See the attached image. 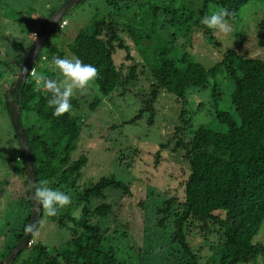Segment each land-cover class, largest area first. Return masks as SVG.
<instances>
[{
    "label": "rangeland",
    "instance_id": "1",
    "mask_svg": "<svg viewBox=\"0 0 264 264\" xmlns=\"http://www.w3.org/2000/svg\"><path fill=\"white\" fill-rule=\"evenodd\" d=\"M64 1L0 0V255L5 252V246L13 242V234L27 214V207L22 202L27 189L24 173L20 170L22 157L13 137L4 92L11 87L15 63L23 61L40 24ZM201 4L202 0H79L59 18L65 24L60 26L57 21L49 30L38 51V60L34 62L38 74H43L45 69L58 78L59 72L47 57L51 51L48 45L71 58L67 44L76 31L89 30L92 21L100 18L116 22L118 35L127 46V50L115 49L112 54L122 79H127L125 82L106 95L101 94L94 83L86 95L74 96L78 107L71 114L79 120L80 135L70 154L71 158L85 157L79 184L107 175L127 184V193L106 189L105 200L110 205V212L105 218L89 217V221L96 222L106 232L105 235L116 230L115 237L104 245L125 264H143L142 259L146 256L154 261L173 259L179 262L181 259L180 252L169 239L171 218L159 226L161 215L156 212L165 199L174 197L180 201L183 195L187 165L183 151L172 149L174 128L181 126L179 136L185 140L198 125L224 131V123L214 117L215 110L227 111L236 118L229 100L231 85L222 69L209 77L205 87L189 90L184 105L176 101L173 94L159 90L151 103L152 114L146 110L139 112L145 107L144 101L150 95L153 82L148 63L162 50L165 52L159 55L165 58L177 59L186 53L189 59L205 67L220 61L230 49L245 57L264 60V48L258 47L255 41L256 24L264 17V0H247L241 5L235 16L227 21L231 27L228 33L193 26L184 30L177 27L181 29L179 31L167 24L169 15L161 9L168 6L189 10L197 9ZM153 5L160 8L151 20L150 6ZM206 6L207 15L218 10L213 1ZM126 26L137 27L141 36L147 33L148 37L133 41ZM31 80L35 81L32 76L28 77V81ZM212 87L220 93L211 96ZM34 89H37L35 82ZM214 97L217 98L215 101ZM93 100L97 104L90 107L89 102ZM19 116L24 127L41 125L32 110L21 111ZM159 143L164 146L160 147ZM67 194L72 203L60 209L57 215L48 216L41 208L39 224L30 239L31 246L41 244L49 255L60 252L70 231L76 229L73 220L66 216L78 218L81 205L74 200V190ZM214 213L222 216L221 211ZM59 218L62 224H59ZM216 230L217 227L208 225L207 230L194 227L186 233V241L201 264L219 243ZM250 241L264 244V214ZM31 246L28 244L20 251L14 264H25L30 260L34 252ZM260 257L257 256L252 264H261Z\"/></svg>",
    "mask_w": 264,
    "mask_h": 264
},
{
    "label": "trees",
    "instance_id": "2",
    "mask_svg": "<svg viewBox=\"0 0 264 264\" xmlns=\"http://www.w3.org/2000/svg\"><path fill=\"white\" fill-rule=\"evenodd\" d=\"M210 1L217 4L218 10L226 9L230 13L226 17L228 21L247 0H202L201 6L197 9L180 10L168 6L161 9L169 15L167 19L169 26L181 27L182 30L193 26L208 31L200 21L208 14L206 5ZM158 8L160 7L157 5L150 6L151 20L155 18ZM61 20H58L59 24ZM42 25L43 22L40 28ZM126 31L133 41L148 37L147 33L141 36L137 27L126 26ZM255 41L258 47L264 48V17L256 24ZM32 44L33 42L27 48ZM48 47L51 51L47 57L51 64L53 57L65 58L62 51L50 45ZM67 49L72 56L98 68L99 77L95 84L101 94L110 93L118 84L127 80L122 79L121 72L112 58L115 49L127 50L122 37L118 35L116 22L104 18L92 21L89 30L76 31L67 44ZM163 52L165 51H159L148 63L153 82L150 85V95L144 101L145 107L139 112L146 110L152 114L151 103L159 90L173 94L176 101L184 105L185 95L189 90L205 87L209 77L222 69L231 85L229 100L236 118L227 111L215 110L214 117L224 123L225 130L216 131L198 125L185 140L179 136L181 126L174 128L171 136L172 149L183 151L187 165L183 195L180 201H176L174 197L165 199L156 212L161 215L159 226L171 218L168 225L169 239L173 246L177 247L181 259L179 262L172 261L173 259L154 261L150 256H146V259H142L143 264H201L185 236L194 227L203 231L207 230L208 225L217 227L215 232L219 233L220 239L216 249L204 264H252L257 256H261V264H264V244L250 241L264 214V60L245 57L230 49L222 55L220 61L205 67L189 59L186 53L177 59H171L159 55ZM37 60L38 52L31 66L35 67L34 62ZM47 71L44 69L43 75L57 79L55 74ZM130 72L131 70L128 73ZM28 77L30 76L27 74L21 86L18 111L20 115L21 111L32 110L41 122V125L29 124L24 127L19 116L35 173L34 184L47 181L51 182L53 189L58 188L66 193L74 190V200L81 206L78 218L63 215L73 220L76 229L70 231L60 252L56 251L49 255L43 245L31 246V234L26 245L29 244L34 252L25 264H125L115 252L104 245L112 236L115 237L116 230L105 235L106 232L101 230L96 222L89 221V217L105 218L110 212V205L105 200L106 189L127 193V184L112 175L100 176L93 182H84L85 184L78 183L85 157L78 155L71 158L70 154L75 150L80 135L79 120L71 113L55 117L54 109L47 103L50 94L42 88L34 89L35 81H28ZM18 88L12 92L15 101ZM8 90L7 88L4 92L6 109ZM219 93L216 87L210 90L211 96ZM216 99L214 97V101ZM71 103L72 110L78 107V100L75 97ZM96 104V100L89 102L90 107ZM13 137L17 141L14 132ZM159 146L162 147L164 144L159 143ZM20 160V170L24 173L23 181L27 186L24 161L22 158ZM22 202L27 207V214L19 229L14 232L13 242L5 246V252L1 253L0 264L23 235L29 220L31 205L27 189ZM214 211H221L222 216L215 214ZM58 222L63 223L60 218ZM38 224L39 218L35 228ZM19 254L20 252L10 264L15 263Z\"/></svg>",
    "mask_w": 264,
    "mask_h": 264
},
{
    "label": "clouds",
    "instance_id": "3",
    "mask_svg": "<svg viewBox=\"0 0 264 264\" xmlns=\"http://www.w3.org/2000/svg\"><path fill=\"white\" fill-rule=\"evenodd\" d=\"M229 15L230 13L226 9H220L212 12L211 15H205L200 23L208 29L228 33L231 31V27L226 20ZM53 64L55 70L60 74L57 79L38 74L35 69L32 70L31 75L37 88H42L50 94L47 103L54 109L53 115L59 118L66 113H71V100L75 95L87 94L89 88L98 79L99 70L75 56L71 58L53 57ZM31 191L35 204L41 206L48 216L57 215L60 209L72 203L69 194L49 187L47 181L31 185ZM26 231L33 233L34 227L29 225L26 227Z\"/></svg>",
    "mask_w": 264,
    "mask_h": 264
},
{
    "label": "water",
    "instance_id": "4",
    "mask_svg": "<svg viewBox=\"0 0 264 264\" xmlns=\"http://www.w3.org/2000/svg\"><path fill=\"white\" fill-rule=\"evenodd\" d=\"M79 0H65L57 9L52 13V15L43 23L42 27L40 28L39 32L37 33L32 46L27 51L23 61L17 64L14 74V81L11 87L9 88L6 94V100L8 103V111H9V120L12 127L14 134L17 137L19 151L21 157L24 161L25 167V174L27 178V190H28V199L30 203V213H29V220L27 222V226L31 225L35 229V224L41 214V206L35 204L32 199V191L31 185L34 184L35 173L31 163V158L29 154V149L27 146L26 137L21 129L19 123V101H20V91L21 86L24 84L27 76L28 69L34 57L36 56L37 52L43 45L46 37L48 36L49 30L53 27V25L59 20L62 14L72 5H74ZM27 70V71H25ZM18 88V96L17 100L15 101L12 98V92L14 89ZM32 233L26 231L23 232V235L20 239L15 243V245L9 250V252L5 255L1 264H10L13 258L23 249L27 248L28 238Z\"/></svg>",
    "mask_w": 264,
    "mask_h": 264
},
{
    "label": "built area",
    "instance_id": "5",
    "mask_svg": "<svg viewBox=\"0 0 264 264\" xmlns=\"http://www.w3.org/2000/svg\"><path fill=\"white\" fill-rule=\"evenodd\" d=\"M64 24H65V21H64V20H61L59 25L61 26V25H64ZM33 34H34V33H33ZM33 69H35V67L31 66V64H30V67H29L28 72H27V74H28L29 76H32V75H31V72H32ZM29 243H30V242H29Z\"/></svg>",
    "mask_w": 264,
    "mask_h": 264
},
{
    "label": "flooded vegetation",
    "instance_id": "6",
    "mask_svg": "<svg viewBox=\"0 0 264 264\" xmlns=\"http://www.w3.org/2000/svg\"><path fill=\"white\" fill-rule=\"evenodd\" d=\"M17 64H18V62H17V63H15V66H14V67H15V71L17 70V68H16ZM14 74H15V73H14Z\"/></svg>",
    "mask_w": 264,
    "mask_h": 264
},
{
    "label": "crops",
    "instance_id": "7",
    "mask_svg": "<svg viewBox=\"0 0 264 264\" xmlns=\"http://www.w3.org/2000/svg\"><path fill=\"white\" fill-rule=\"evenodd\" d=\"M33 33V32H32Z\"/></svg>",
    "mask_w": 264,
    "mask_h": 264
}]
</instances>
